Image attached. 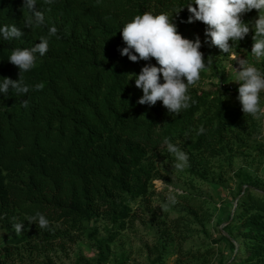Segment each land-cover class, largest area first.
Returning a JSON list of instances; mask_svg holds the SVG:
<instances>
[{
  "label": "trees",
  "instance_id": "16d2710c",
  "mask_svg": "<svg viewBox=\"0 0 264 264\" xmlns=\"http://www.w3.org/2000/svg\"><path fill=\"white\" fill-rule=\"evenodd\" d=\"M185 2L38 0L45 24L30 29L23 25V0H0V25L15 24L23 33L20 39H0V77L18 79V67L7 60L11 51L39 43L49 26L57 28L48 51L23 73L29 91L10 88L0 94V228L6 232L0 264H53L49 252L75 243L74 232H83L94 246L87 264H106L110 245L132 220L131 201L147 199L160 175L158 162L174 156L165 139L187 154V172L216 189L225 187V162L231 164L242 151L262 148L252 138L260 129L258 119L244 114L236 98L238 84L233 89L196 87L205 77L218 76L215 56L223 53L203 40L199 50L211 73L202 70L200 80L189 87L188 108L169 114L160 101L152 106L137 102L142 90L127 78L156 61L133 62L121 55L119 30L135 15L172 14ZM255 13L245 12L242 20L250 22ZM189 15L186 5L173 13L177 31L183 37L193 28L204 33L205 24L187 22ZM252 35L250 28L235 47L247 45L250 52ZM251 61L264 68V58ZM25 100L27 107L22 105ZM260 106L262 110L261 98ZM231 178L236 202L219 235L231 251L235 240L241 247L221 264H264V189L246 166ZM37 212L48 219L47 228L27 221ZM22 221L17 233L13 225ZM170 246L169 240L156 238L147 264H164ZM127 261V254L116 258V264ZM75 264H83L81 256Z\"/></svg>",
  "mask_w": 264,
  "mask_h": 264
},
{
  "label": "clouds",
  "instance_id": "9594fccd",
  "mask_svg": "<svg viewBox=\"0 0 264 264\" xmlns=\"http://www.w3.org/2000/svg\"><path fill=\"white\" fill-rule=\"evenodd\" d=\"M52 3V0H44ZM38 0H23V9L27 15L24 26L27 28L39 27L45 24L44 12L36 7ZM186 5L190 15L187 22L201 21L205 24V42L218 47L223 53H230L234 44L242 40L250 31V23L242 20V14L253 9L258 16L251 22L253 57L264 58V0H186L175 9L172 14L144 12L135 15L119 30L123 47L119 49L121 55L133 61L141 59L150 61L154 58L156 63L144 64L139 73H130L128 80H133L137 88L142 90V95L137 102L155 105L162 102L169 114L179 113L189 107L191 97L189 87L200 80V73L206 68L203 53L199 50L201 40L183 37L177 31V24L173 21V13ZM195 5V6H193ZM57 34V28L48 27L46 36L39 38V43L29 48H15L7 60L19 69L18 79L0 77V94L8 93L10 88L17 93H27L29 85L25 83L23 73L29 71L35 63L36 57L43 56L49 49L50 40ZM23 33L15 24L0 25V39H20ZM236 62L235 76L232 81L237 82V99L244 114L259 119L264 117L260 106V94L264 91V72L245 58L232 56ZM126 82V83H127ZM35 87L39 88L37 84ZM22 105L27 107V101ZM201 126L198 132L202 133ZM167 150L176 158L175 168L183 169L187 163V154L177 145L165 139ZM168 201L176 203V195L169 194ZM27 221L38 222L40 228H47L48 219L41 213L27 218ZM17 233L24 227L23 221L13 225Z\"/></svg>",
  "mask_w": 264,
  "mask_h": 264
},
{
  "label": "rangeland",
  "instance_id": "374dc122",
  "mask_svg": "<svg viewBox=\"0 0 264 264\" xmlns=\"http://www.w3.org/2000/svg\"><path fill=\"white\" fill-rule=\"evenodd\" d=\"M245 16L243 13L242 18ZM257 16L258 12L250 18V28ZM197 36L205 41L204 33L194 28L184 37L191 39ZM248 50L247 45L236 48L234 44L230 53L215 56L218 76L210 74L211 78L205 77L196 84L198 90L220 86V82L237 84L232 81L234 67H237L232 56L245 58L252 64L251 60L258 59ZM262 68L259 67L261 71L264 70ZM205 70L211 73L209 68ZM260 97L264 111V91ZM258 121L260 129L252 138L258 140L262 148L242 151L231 164L225 162L227 171L221 179L224 188L216 189L209 181L191 175L186 171V164L183 169H176L175 156L158 162L159 177L152 181L147 199L131 201L134 212L132 220L110 245L106 264H116V258L121 253L128 255L126 264H147L149 249L159 236L169 240L171 245V252L165 256L164 264H221L229 259L231 253L239 250L241 245L238 240H235V248L231 251L229 244L220 239L219 231L224 226L227 214L233 209L232 204L236 202L233 198L237 189L231 175L238 167L246 166L252 170L264 189V117ZM215 170L219 168L215 167ZM170 193L176 195L175 204L168 201ZM190 211L195 212L196 216L189 215ZM100 224V233L104 234L103 222ZM73 236L75 243L66 244L65 250L54 246V251L49 252L53 264H75L78 256L82 257L83 264H87L94 256V246L83 232H74ZM5 240L6 232L0 228V243Z\"/></svg>",
  "mask_w": 264,
  "mask_h": 264
},
{
  "label": "built area",
  "instance_id": "2783aa9c",
  "mask_svg": "<svg viewBox=\"0 0 264 264\" xmlns=\"http://www.w3.org/2000/svg\"><path fill=\"white\" fill-rule=\"evenodd\" d=\"M220 86L221 87H225V88H229V89H233V87L235 86V84H233V83H226V82H220Z\"/></svg>",
  "mask_w": 264,
  "mask_h": 264
}]
</instances>
